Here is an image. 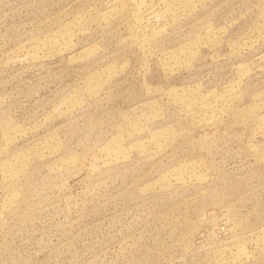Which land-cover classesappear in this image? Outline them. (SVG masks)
I'll use <instances>...</instances> for the list:
<instances>
[{
	"label": "rangeland",
	"instance_id": "374dc122",
	"mask_svg": "<svg viewBox=\"0 0 264 264\" xmlns=\"http://www.w3.org/2000/svg\"><path fill=\"white\" fill-rule=\"evenodd\" d=\"M0 264H264V0H0Z\"/></svg>",
	"mask_w": 264,
	"mask_h": 264
}]
</instances>
